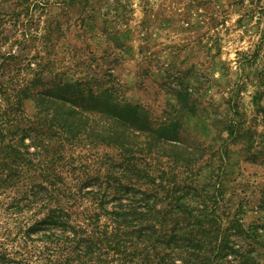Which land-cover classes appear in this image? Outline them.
Listing matches in <instances>:
<instances>
[{
	"label": "trees",
	"instance_id": "16d2710c",
	"mask_svg": "<svg viewBox=\"0 0 264 264\" xmlns=\"http://www.w3.org/2000/svg\"><path fill=\"white\" fill-rule=\"evenodd\" d=\"M6 4L0 3V194L9 202L0 201V264H226L231 256L235 264H253L252 242L261 234L236 214L227 221L216 216L214 195H159L168 179L147 159L176 149L170 141L183 124L178 114L194 110L189 89L179 91L181 111L170 119L136 124L140 106L113 88L95 91L92 77L68 78L48 68L49 56L31 57L29 40L10 41ZM84 140L91 148H118L99 160L95 178L81 179V169L63 165L66 150ZM183 153L182 168L191 175L193 153ZM168 158L177 170L180 157ZM68 175L78 180L75 193Z\"/></svg>",
	"mask_w": 264,
	"mask_h": 264
},
{
	"label": "rangeland",
	"instance_id": "374dc122",
	"mask_svg": "<svg viewBox=\"0 0 264 264\" xmlns=\"http://www.w3.org/2000/svg\"><path fill=\"white\" fill-rule=\"evenodd\" d=\"M0 3L10 10L4 20L10 41L29 40L31 57L49 56L48 68L68 78L92 77L95 91L113 88L120 99L140 106L136 124L146 118L157 127L170 119L181 111L179 91L189 89L194 110L178 114L183 124L170 141L176 149L147 159L168 179L159 195H214L216 216L227 221L236 214L246 229L256 227L261 236L252 242L253 264H264V0ZM185 150L193 153L191 175L182 168ZM116 151L91 148L84 140L66 150L63 165L81 169V179L95 178L99 160ZM171 155L180 157L175 171ZM77 181H66L73 193ZM0 201L9 199L0 194ZM5 220L0 211V241Z\"/></svg>",
	"mask_w": 264,
	"mask_h": 264
}]
</instances>
